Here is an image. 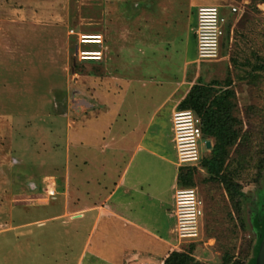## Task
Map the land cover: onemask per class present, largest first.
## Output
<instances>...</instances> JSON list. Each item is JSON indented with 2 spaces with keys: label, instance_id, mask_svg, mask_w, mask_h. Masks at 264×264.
<instances>
[{
  "label": "rangeland",
  "instance_id": "1",
  "mask_svg": "<svg viewBox=\"0 0 264 264\" xmlns=\"http://www.w3.org/2000/svg\"><path fill=\"white\" fill-rule=\"evenodd\" d=\"M207 5L217 6L225 19L219 56L185 68L187 96L196 88L195 97L188 103L186 96L179 108L193 103L201 110L211 107L218 111L232 143L222 158L219 176L200 165L197 170L178 165L179 175L192 174V188L202 202L199 237L193 242H181L175 233L162 257L151 255L146 261L166 264L178 252L198 264H264V0H0V22L40 23L60 30L55 35L59 41L49 35L42 37L40 31V68H28L30 75L39 71L38 78L33 79L39 87L36 90L44 91L49 102L34 108L30 105L38 97H33L28 115L24 116L26 130L17 132L26 142L14 141L17 146H26L22 148L24 162L12 160L17 150L12 144L14 131L7 117L0 119V264L6 257L5 243L17 236L13 251L30 254L24 264H40V232L32 228L29 230L34 233L26 229L5 235L6 225L12 220L15 224L39 221L51 213L40 204L54 201V190L59 194L67 191L70 119L79 126L86 117L89 124L101 122L100 87L109 82L111 91L120 88L118 78H124L126 73L117 65L124 58H132L134 46L161 44L162 51L154 53L165 55L172 42L184 41L189 27V36L196 41L198 51L195 21L199 7ZM232 7L238 12L232 14ZM84 35L101 36L103 47L83 44ZM84 50H101L103 59L82 61L78 53ZM36 51L29 50V59L37 56ZM190 52L195 53L193 46ZM36 75L21 80L31 81ZM42 93L34 95L42 97ZM3 98L0 96V108L9 105ZM20 102L25 104L24 99ZM166 113H160L162 116L151 127L143 125L123 146L129 147L146 133L144 146L171 156L163 143L169 133L164 122ZM203 139L211 143V148L216 143L215 138ZM204 141L199 144L201 158L211 152ZM46 173L43 181L40 175ZM95 248L94 242L92 249ZM90 258L89 255L86 264Z\"/></svg>",
  "mask_w": 264,
  "mask_h": 264
},
{
  "label": "crops",
  "instance_id": "2",
  "mask_svg": "<svg viewBox=\"0 0 264 264\" xmlns=\"http://www.w3.org/2000/svg\"><path fill=\"white\" fill-rule=\"evenodd\" d=\"M40 31L42 37L49 35L59 41L55 38L60 31L57 26L0 22V96H7L8 100L3 99L9 103L0 108V119L7 117L14 131L11 141L17 150L12 160L23 162L22 148L26 146L14 143L23 140L17 132L26 130L24 116L28 115L33 97H38L30 105L34 108L49 102L44 91L36 90L39 87L33 79L38 78L39 71L30 75L28 70L30 66L40 68ZM171 46L165 55L154 53L162 51L161 44L149 48L134 46L132 58L118 63L117 67L126 74L118 78V87L121 86L115 91L110 90L109 82L102 83L101 122L89 124L86 117L79 126L70 119L67 191L59 194L54 190V201L40 204V208L51 213L39 221L15 224L12 220L6 225L5 235L32 228L40 232V264H86L89 255L87 264H123L125 259V264H129L133 260L146 261L151 255L162 257L167 252L176 230L174 193L179 185L172 116L189 93L183 79L185 68L200 61L189 27L184 41L172 42ZM190 46L195 53L190 52ZM29 50H37V56L29 59ZM35 75L31 81L21 80ZM40 92L42 97L34 95ZM22 99L25 104L20 102ZM164 110L169 133L163 143L171 156L144 146L146 133L124 147L143 125L148 128L155 124ZM121 141L122 146L112 145ZM46 176L47 173L41 174L40 178L44 181ZM88 180H92L91 185ZM17 237L5 243L4 264H24V259L29 260L27 251H13ZM94 242L96 248L92 249Z\"/></svg>",
  "mask_w": 264,
  "mask_h": 264
},
{
  "label": "built area",
  "instance_id": "3",
  "mask_svg": "<svg viewBox=\"0 0 264 264\" xmlns=\"http://www.w3.org/2000/svg\"><path fill=\"white\" fill-rule=\"evenodd\" d=\"M238 12V8L232 7L231 13ZM225 19L217 6H201L198 9L197 40L198 57L200 60L216 59L219 56L220 40L223 36V24ZM74 33V32H72ZM93 41L87 39L90 35L81 36V42L85 45L94 44L98 48L103 47L101 36L92 35ZM82 61L98 62L103 59L101 50L79 51ZM173 143L177 152L179 166L198 167L201 162L200 142L203 133L200 120L190 109L176 110L172 116ZM206 142V141H204ZM208 142H206L207 145ZM176 218L177 238L181 242H193L199 237L200 220L203 216L202 202L197 192L192 187H177L174 193V211ZM129 264H150L143 260H133Z\"/></svg>",
  "mask_w": 264,
  "mask_h": 264
},
{
  "label": "trees",
  "instance_id": "4",
  "mask_svg": "<svg viewBox=\"0 0 264 264\" xmlns=\"http://www.w3.org/2000/svg\"><path fill=\"white\" fill-rule=\"evenodd\" d=\"M196 88L192 89V92L187 96L185 101L192 102L195 95L193 92ZM197 105L193 103L190 106L180 110L190 109L200 120V127L205 138H215L216 143L211 148L210 155L202 158L200 162V168L206 170L209 173L220 175L222 172V158L225 155L227 148L231 145L232 139L228 134V131L221 121V115L218 111L212 110V108L199 109ZM196 168V167H195ZM198 168H196L197 170ZM192 174L178 176V181L181 182V187H192ZM166 264H198L186 254H180L178 252L173 253L166 261Z\"/></svg>",
  "mask_w": 264,
  "mask_h": 264
},
{
  "label": "bare ground",
  "instance_id": "5",
  "mask_svg": "<svg viewBox=\"0 0 264 264\" xmlns=\"http://www.w3.org/2000/svg\"><path fill=\"white\" fill-rule=\"evenodd\" d=\"M87 39L93 41L94 37L92 35H90V37H87Z\"/></svg>",
  "mask_w": 264,
  "mask_h": 264
},
{
  "label": "water",
  "instance_id": "6",
  "mask_svg": "<svg viewBox=\"0 0 264 264\" xmlns=\"http://www.w3.org/2000/svg\"><path fill=\"white\" fill-rule=\"evenodd\" d=\"M207 148H211V143L210 142L207 143Z\"/></svg>",
  "mask_w": 264,
  "mask_h": 264
}]
</instances>
